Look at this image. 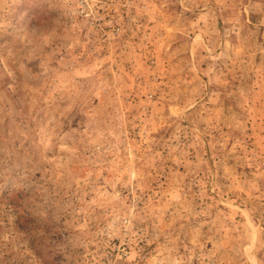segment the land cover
I'll return each instance as SVG.
<instances>
[{
  "label": "rangeland",
  "instance_id": "1",
  "mask_svg": "<svg viewBox=\"0 0 264 264\" xmlns=\"http://www.w3.org/2000/svg\"><path fill=\"white\" fill-rule=\"evenodd\" d=\"M0 264H264V0H0Z\"/></svg>",
  "mask_w": 264,
  "mask_h": 264
}]
</instances>
